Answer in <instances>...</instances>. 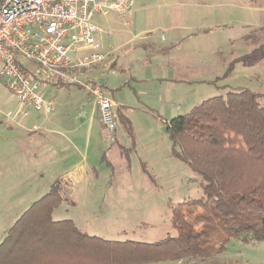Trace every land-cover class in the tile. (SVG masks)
<instances>
[{
    "label": "rangeland",
    "instance_id": "374dc122",
    "mask_svg": "<svg viewBox=\"0 0 264 264\" xmlns=\"http://www.w3.org/2000/svg\"><path fill=\"white\" fill-rule=\"evenodd\" d=\"M130 22L125 25L113 14H94L92 18L100 31L97 37L101 51L107 55L102 63L117 58V64L131 79L126 82L124 75L120 78L111 72L104 79L98 70L92 78L101 86L107 80L117 101L122 92L129 103L150 109L130 110L131 142L127 141L124 126H117L119 143L108 147L111 166L103 157L107 148L104 144L109 146L103 130L102 136L98 134L97 150L93 136L87 144L85 112L93 98L83 85L41 86L45 100L53 101L47 115L30 111L25 120L15 122L0 117V242L15 220L83 156L88 157L94 170L93 183L86 180L69 187L68 197L53 211L52 220H73L87 235L142 243L176 238L171 208L202 199L198 175L173 155L165 131L171 117L159 111L164 104L169 113L180 107L184 115L187 97L197 90V85L179 87L161 79H171L173 68L184 77L198 71L214 72L232 53L234 57L215 83L220 86L225 82L228 91L243 87L264 93V0H133ZM24 64L29 66L28 62ZM229 66L232 69L224 78ZM75 75L81 84H86L81 74ZM191 77L204 79L199 75ZM16 109L14 95L0 88V113ZM54 120L58 125L50 129L57 135L45 129ZM22 121H27L24 128ZM33 127L38 131L28 134ZM35 137L40 138L39 142ZM122 147L128 153V167L120 155ZM49 154L53 159L46 162L44 158ZM59 188L62 195L67 192L63 185L59 184ZM206 211L209 216L215 214L212 203L207 204ZM200 213L201 209L191 206L184 212L188 219ZM153 264H264V242L231 240L225 251L211 258Z\"/></svg>",
    "mask_w": 264,
    "mask_h": 264
},
{
    "label": "trees",
    "instance_id": "16d2710c",
    "mask_svg": "<svg viewBox=\"0 0 264 264\" xmlns=\"http://www.w3.org/2000/svg\"><path fill=\"white\" fill-rule=\"evenodd\" d=\"M263 101L264 93L234 88L166 123L173 155L198 175L202 191V199L171 208L176 238L110 241L83 233L71 220L54 221L52 213L65 198L54 182L4 234L0 264L178 262L211 258L225 251L231 240L264 242ZM119 119L133 138L130 122ZM208 203L213 216L207 214ZM190 206L201 213L188 219L184 212Z\"/></svg>",
    "mask_w": 264,
    "mask_h": 264
},
{
    "label": "built area",
    "instance_id": "2783aa9c",
    "mask_svg": "<svg viewBox=\"0 0 264 264\" xmlns=\"http://www.w3.org/2000/svg\"><path fill=\"white\" fill-rule=\"evenodd\" d=\"M132 9L133 0H0V88L17 100V109L0 117L15 122L32 110L48 114L52 103L44 100L41 86L78 83L93 98L106 142L115 143L113 100L101 85L81 84L75 74L106 57L94 14H113L128 25Z\"/></svg>",
    "mask_w": 264,
    "mask_h": 264
},
{
    "label": "crops",
    "instance_id": "0c3cea01",
    "mask_svg": "<svg viewBox=\"0 0 264 264\" xmlns=\"http://www.w3.org/2000/svg\"><path fill=\"white\" fill-rule=\"evenodd\" d=\"M245 39L246 38H244V40ZM245 41H247V40H245ZM125 53H127V51ZM105 56H107V55H105ZM233 57L234 56L231 53V55L227 59H224V61L222 60L223 62L221 61V63H220L221 64V67H219L214 72H209V71L208 72H202V71H198L197 73H194V74L192 73V75H191V76L199 75V76L203 77L204 79L197 80V79H194L191 76L184 77L183 75H179L176 72V70L173 68V70H171V71H173V73L171 75V79H161V80L166 81V82H171L172 84L178 85L179 87H181V85H197V90L194 91V92H192L191 93L192 95L190 94L187 97L188 98V102H187V105L185 107L186 108L185 110H187L185 112L187 113V112H189L191 110V108H193L194 106L198 105L202 101H204L206 99H209L211 97L218 96L216 94H219V92L227 93V91L230 88L228 87V85L225 82H224L223 85H220V86L218 84H216V83H213V82L217 78H220L222 76L223 68H225V65H228L229 64L230 60ZM117 60H118L117 58L116 59L113 58L108 63H102V65L100 67H98V68L86 70V72L84 71V72L80 73L81 74V78L80 79L84 83L85 82L86 83L87 82L97 83L96 79H93L92 78L93 77L92 74H94L98 70L100 72V76L102 78H104V79L106 78L107 73L108 72H111L112 74H118V75H120V78L124 75L127 78L126 79L127 80L126 82H129V80L131 79L130 76H129V73L124 70V67L122 65L119 66V64H117ZM120 84H121V79H119V85ZM102 88L105 91V93L108 94L111 99H113V103H114L113 110H114V113H115V116H116L117 126L119 124H121L120 123V119H119L120 116H122L123 118H126L128 120V114L130 113V110H132V109L140 108L141 110L143 109L145 112H148V110H150L149 108H147L143 104L133 105L132 103H129V101L127 99H125V97L124 98L122 97V92H120L121 94L119 93L118 101L116 99H114L115 95L112 92H110V88L107 85V80L105 81L104 85H102ZM241 88H243V87H241ZM184 94L185 93L183 92V95ZM89 97L91 98V96H89ZM44 100H45V98H44ZM46 101H50L52 103V108H53V101H51V100H46ZM180 110H181L180 107H176L174 112L173 111H170V113H169V111L166 109V106L163 104V107L159 111L163 115H167L168 114V118L171 117V119H172L173 117L180 116V115L183 114L182 112H180ZM33 112L36 113V111H33ZM149 112H151V111H149ZM37 113H41V112H37ZM45 115H47V114H45ZM85 115L87 116V135H88V137H87V144L90 143V139L93 136L94 137V140H95V150H97L98 149V144H99L98 134L102 136L103 126L101 124L99 112H98L97 107L94 104V101H92V106L87 109V111L85 112ZM26 118H24V120ZM77 118L78 119H81V116L78 115ZM55 119L57 120L58 118H55ZM26 122L27 121H22L23 128H24ZM167 122L168 121H166V123ZM57 125H58L57 122H55V120H54V122L49 123L47 125L48 128H45V129L48 130V133L49 134H51V135H57V133L55 132V130L50 129L51 126L57 127ZM36 131H38V129ZM36 131L27 132V133L28 134H35ZM118 138H119V134L117 133V127H116V141H115L114 144L119 143V139ZM39 139H40L39 137H35V141L39 142L38 141ZM128 140L131 142V138L127 135V141ZM104 146L107 147V148H104L105 152H103V157H105V159H107L108 166H111V162H110L111 150L108 151V149H109L108 147H111V145L107 146V145L104 144ZM87 148H90V146H87ZM122 148L123 149L121 150L120 155L123 158L124 162L126 163V167H128L127 166L128 158H129L128 157V153H127L126 148H124V147H122ZM51 157H52V155L49 154V156L47 157V159L44 158V160L46 162H50L53 159ZM87 161H88V157L83 156V158H82V160L80 162H76L71 167V170L69 171V173H67L66 176L63 175V177H61L59 179L57 178L54 181V182H58L59 184L63 185L64 188L67 190V192L64 191L65 192L64 195H63L64 197H68V194H69V191H70L69 187L70 188L71 187L73 188L75 185H79L80 183H82L83 181H86V180H87V182L93 183V179L91 178V176L94 175L93 174V171L94 170L90 167L91 165H89ZM71 190H73V189H71ZM73 192H72L71 195H73ZM71 221L74 223L73 220H71ZM75 226L81 231L80 227H78L76 224H75Z\"/></svg>",
    "mask_w": 264,
    "mask_h": 264
}]
</instances>
